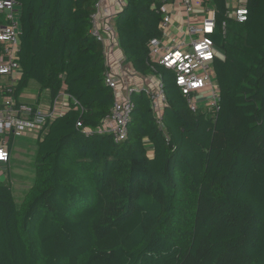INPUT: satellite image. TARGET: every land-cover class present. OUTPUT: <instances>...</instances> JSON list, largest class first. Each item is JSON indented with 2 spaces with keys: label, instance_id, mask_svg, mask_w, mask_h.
<instances>
[{
  "label": "trees",
  "instance_id": "16d2710c",
  "mask_svg": "<svg viewBox=\"0 0 264 264\" xmlns=\"http://www.w3.org/2000/svg\"><path fill=\"white\" fill-rule=\"evenodd\" d=\"M215 1L213 114L193 112L174 73L150 60L163 4L126 0L119 46L137 74L161 76L167 134L143 90L132 93L127 138L116 142L87 132L116 99L104 45L91 34L97 0H17L20 70L10 95L21 103L35 81L69 104L38 138L22 202L10 177L0 181V264H264V0H247L244 22ZM7 22L0 12V30ZM3 52L0 40V65ZM3 82L0 73V97L9 96Z\"/></svg>",
  "mask_w": 264,
  "mask_h": 264
},
{
  "label": "built area",
  "instance_id": "2783aa9c",
  "mask_svg": "<svg viewBox=\"0 0 264 264\" xmlns=\"http://www.w3.org/2000/svg\"><path fill=\"white\" fill-rule=\"evenodd\" d=\"M105 1L113 4L106 6ZM159 1L163 4L162 35L151 39L149 43L151 62L155 67L159 65L174 73L176 85L193 112L216 114L220 109V90L213 63L222 53L211 36L216 28L215 0ZM125 4L126 0H97L91 19V34L105 48L108 65L106 84L114 89L116 99L111 114L98 128L87 132L111 134L116 142L127 138L128 123L135 108L132 93L143 90L150 97L151 108L161 130L167 134L163 121L167 99L161 76L155 73L154 81L145 86L130 84L126 77L135 75L136 71L127 67L124 53L117 55L114 60L110 59L115 47L119 46L115 20ZM226 4L228 16L239 22L247 20V0H226ZM177 9H184L186 13V28L175 36L171 31V24ZM0 12L8 21L0 30V40L4 43L0 73L4 77L3 89L6 88L9 94L3 97V106L0 108V136H4L0 140L1 167L11 157L9 142L5 138L7 135L16 138L34 134L39 138L46 132L47 125L62 114L66 106L58 97L47 108H35L31 104L17 102L10 95L19 79L20 64L17 57L20 47L21 7L17 0H0ZM223 31L226 32V23L223 24Z\"/></svg>",
  "mask_w": 264,
  "mask_h": 264
},
{
  "label": "crops",
  "instance_id": "0c3cea01",
  "mask_svg": "<svg viewBox=\"0 0 264 264\" xmlns=\"http://www.w3.org/2000/svg\"><path fill=\"white\" fill-rule=\"evenodd\" d=\"M225 2H226V0H225ZM215 3L217 5L216 1H215ZM111 4H113V2L105 1L106 6H110ZM171 9H172V7H171ZM174 14L176 16H175V18H173V22L171 24V31L176 36V34H178L181 30H185V28H186V13H185L184 9H182V10L177 9V10H175ZM120 54H123V51L121 50L120 46H117V47H115V51L110 55V59L114 60V58ZM126 64H127L128 68H132V65L130 63H126ZM214 73H215V71H214ZM153 75L154 74H152L150 76H142V75L137 74V72H136L135 75L131 74L129 77L127 76L126 80L130 84H136V85L141 87V86L147 85L148 83H150V81H154ZM215 76H216V74H215ZM216 79H217V77H216ZM148 80H149V82H148ZM120 89H121V87H120ZM0 99L3 100V97H0ZM19 100L21 103L35 104L36 106H42L43 108H47L50 104H52V100L50 97V91L44 90L41 92L38 84L35 81H32L30 83V85L25 90L22 91V93L19 96ZM60 101L65 106H68L69 100L65 94H61ZM10 136H12V135H8L5 137L8 142H9L8 137H10ZM21 137H23V136H21ZM23 138H26V139L28 138V139L33 140V142L36 143V151H37L38 137L36 135L28 134V135H25ZM15 142H16V138L13 137L12 147L9 148V145H8V150L11 154V157L9 159V162L4 163L2 166H5L8 168L10 166V164L14 161L13 159L18 157L17 152H16V147H15L16 146ZM10 179H11V177H10ZM11 182H12V179H11ZM12 184H13V182H12Z\"/></svg>",
  "mask_w": 264,
  "mask_h": 264
},
{
  "label": "rangeland",
  "instance_id": "374dc122",
  "mask_svg": "<svg viewBox=\"0 0 264 264\" xmlns=\"http://www.w3.org/2000/svg\"><path fill=\"white\" fill-rule=\"evenodd\" d=\"M3 137L0 136V140ZM23 137H16L15 147L18 157L13 159L8 168L0 167V181H6L11 177L14 196L18 203L22 202L35 179L36 143Z\"/></svg>",
  "mask_w": 264,
  "mask_h": 264
}]
</instances>
